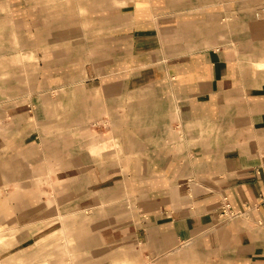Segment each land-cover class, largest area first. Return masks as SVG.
<instances>
[{"label":"crops","instance_id":"1","mask_svg":"<svg viewBox=\"0 0 264 264\" xmlns=\"http://www.w3.org/2000/svg\"><path fill=\"white\" fill-rule=\"evenodd\" d=\"M8 4L4 264H264V0Z\"/></svg>","mask_w":264,"mask_h":264},{"label":"rangeland","instance_id":"2","mask_svg":"<svg viewBox=\"0 0 264 264\" xmlns=\"http://www.w3.org/2000/svg\"><path fill=\"white\" fill-rule=\"evenodd\" d=\"M22 27L10 18L8 0H0V264L12 255L14 236L8 232L7 222V162L10 148L7 137L9 126L5 114L10 107H17L19 101L38 91V67L21 34ZM10 236V237H9ZM2 238V239H1ZM25 259L22 264H31Z\"/></svg>","mask_w":264,"mask_h":264},{"label":"built area","instance_id":"3","mask_svg":"<svg viewBox=\"0 0 264 264\" xmlns=\"http://www.w3.org/2000/svg\"><path fill=\"white\" fill-rule=\"evenodd\" d=\"M256 17H257L258 19H261V20L264 21V5L261 6V7L257 10V12H256ZM222 214H223V215H227V216H232V215H234L233 211L231 210V206H230V204H229L227 201L224 202V206H223V208H222Z\"/></svg>","mask_w":264,"mask_h":264}]
</instances>
